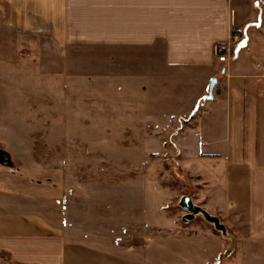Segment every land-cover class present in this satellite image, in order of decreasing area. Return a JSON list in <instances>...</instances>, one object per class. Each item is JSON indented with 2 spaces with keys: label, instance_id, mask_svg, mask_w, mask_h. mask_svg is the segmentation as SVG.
I'll use <instances>...</instances> for the list:
<instances>
[{
  "label": "rangeland",
  "instance_id": "obj_1",
  "mask_svg": "<svg viewBox=\"0 0 264 264\" xmlns=\"http://www.w3.org/2000/svg\"><path fill=\"white\" fill-rule=\"evenodd\" d=\"M7 11L15 19L16 6ZM15 29L0 23V147L21 172L56 174L70 190L63 206L74 238H98L107 253L134 248L136 258L142 247L147 260L165 264H210L217 251L226 264H264V245L247 244L242 257L238 229L227 228V238L202 215L185 221L178 204L183 195L204 209L212 200L202 148L208 120L198 109L213 76L167 68L145 52L64 50L46 30ZM239 169L245 177L247 167ZM235 175L221 181L229 215L215 216L223 224L247 200V179L235 185Z\"/></svg>",
  "mask_w": 264,
  "mask_h": 264
},
{
  "label": "crops",
  "instance_id": "obj_2",
  "mask_svg": "<svg viewBox=\"0 0 264 264\" xmlns=\"http://www.w3.org/2000/svg\"><path fill=\"white\" fill-rule=\"evenodd\" d=\"M8 5L16 6L15 19L8 17ZM10 22L15 30H46L64 50L96 45L145 52L167 68L199 70L207 80L213 76L211 97L203 98L198 109V116L208 120L202 148L211 169L207 190L212 200L205 209L229 215L221 181L224 177L228 184L233 170L235 185L247 179V200L224 225L239 230L242 257L247 244L264 245V0H1L0 23ZM233 32L240 41L229 59L219 62L215 47ZM243 166L247 175L239 177ZM64 185L56 174L34 178L0 164V264H165L147 260L142 247L143 255L136 258L134 248L123 255L107 253L98 238H90L91 243L74 238L63 206L70 190ZM182 241L193 245L195 240ZM217 254L210 264H226L222 252Z\"/></svg>",
  "mask_w": 264,
  "mask_h": 264
},
{
  "label": "water",
  "instance_id": "obj_3",
  "mask_svg": "<svg viewBox=\"0 0 264 264\" xmlns=\"http://www.w3.org/2000/svg\"><path fill=\"white\" fill-rule=\"evenodd\" d=\"M215 82H216L215 78H213L210 81L209 93L206 96H204V99H209L211 97V90ZM0 164L9 166V167L13 166L10 153L6 151L5 149H2L1 147H0ZM178 204L185 211V214L183 215V219L185 221L192 219L196 215H202L207 222L213 225L216 231L222 233L224 237H227V238L231 237V234H229L226 226L220 221V219L217 216L209 213L203 207L195 204L189 195L181 196Z\"/></svg>",
  "mask_w": 264,
  "mask_h": 264
},
{
  "label": "built area",
  "instance_id": "obj_4",
  "mask_svg": "<svg viewBox=\"0 0 264 264\" xmlns=\"http://www.w3.org/2000/svg\"><path fill=\"white\" fill-rule=\"evenodd\" d=\"M240 41V35L233 32L226 42L219 43L215 47L216 59L219 62H226L229 59L231 48L236 46Z\"/></svg>",
  "mask_w": 264,
  "mask_h": 264
}]
</instances>
